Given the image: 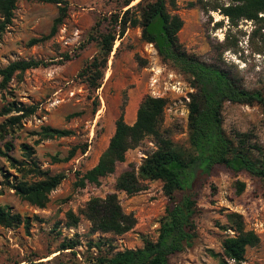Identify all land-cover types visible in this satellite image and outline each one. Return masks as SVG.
Masks as SVG:
<instances>
[{
  "label": "rangeland",
  "instance_id": "1",
  "mask_svg": "<svg viewBox=\"0 0 264 264\" xmlns=\"http://www.w3.org/2000/svg\"><path fill=\"white\" fill-rule=\"evenodd\" d=\"M66 1L68 14L55 35L48 39L30 42L48 34L58 12L57 4L51 2L19 0L11 22L0 30V68L16 59L52 61L46 67L30 68L14 75L6 89L0 88V111L10 103L32 109L29 113L11 110L0 115L3 123L10 116L24 113L19 123L7 126L13 131L0 138V148L4 150V142L12 140L9 154L22 162L27 161L22 145L27 144L32 151L29 158L43 171L65 174L49 193L46 206L39 208L15 192L13 184L24 175L0 155V205H8L30 221L27 228L23 224L0 225V264H89L88 258L98 253L92 242L100 236L110 238L115 251L141 247L144 237L156 239L159 220L169 204L162 182L144 180V188L131 195L115 190L117 175L130 168L137 173L143 159L156 149L152 136L144 137L136 147L128 149L125 160L118 162L115 172L103 177L99 184L75 185L76 173L85 172L98 161L120 113L123 112L126 122L133 123L145 95L166 98L162 128L170 132L178 147L191 150L187 103L194 89L182 73L161 59L152 43L142 38L140 26H129L114 41L98 88L87 87L78 75L85 61L97 52L96 41L87 39L89 29L100 17L117 9L123 0ZM192 1L195 0H175L174 7L168 6L182 18L183 25L177 35L185 49L203 61L238 74L246 88L259 89L264 94L263 22L254 24L242 19L233 27L219 11H205L191 4ZM218 21L222 22L220 26L216 25ZM222 120L227 136L232 137L236 131L246 133L249 142L259 147L252 150L253 158L264 161V111L259 104L225 102ZM43 126L72 132L43 139L40 135ZM84 144L87 149L81 152ZM73 146L78 148L66 160ZM239 181L244 183L240 193L237 192ZM109 192H117L122 209L136 218L135 226L120 235L93 233L90 221L81 214L80 209L89 198L104 197ZM181 195L182 192L176 194L177 198ZM192 195L197 205V237L191 247L173 254L169 264L217 263L218 258L211 251L220 252L222 240L234 234L226 219L230 211L242 214L246 228L253 229L260 238L257 245L246 248L241 264H264V178L216 165ZM69 210L79 216L74 227L67 225ZM68 240L78 243L71 249H61ZM105 251L106 246L102 249Z\"/></svg>",
  "mask_w": 264,
  "mask_h": 264
},
{
  "label": "trees",
  "instance_id": "2",
  "mask_svg": "<svg viewBox=\"0 0 264 264\" xmlns=\"http://www.w3.org/2000/svg\"><path fill=\"white\" fill-rule=\"evenodd\" d=\"M18 1L0 0V30L11 22ZM28 1L51 2L58 6L57 16L53 19L48 34L30 42L54 36L68 14V2ZM133 1L123 0L117 9L100 17L89 29L87 39L96 41L97 52L85 61L78 75L87 87L98 88L114 41L121 38L129 26H140L142 38L152 43L161 59L182 73L194 89L189 93L187 103L188 140L191 150L178 147L170 137V132L162 128L166 98L145 95L138 105L136 119L131 124L125 121L123 112L120 113L115 120L114 132L98 161L85 172L76 173L75 185L84 187L87 184H99L103 177L115 172L118 162L125 160L128 149L136 147L144 137L150 135L154 138L156 149L143 159L137 173L134 168H130L118 174L115 190L131 195L144 188V180H160L169 204L159 220L156 239L144 237L141 247L115 251L110 238L100 236L92 242L98 253L88 258L89 264H169L173 254L191 247L197 237V205L192 191L206 182L216 165H224L233 172L246 171L252 176L264 178V161L252 156V150H258L259 147L250 143L244 132L236 131L232 137L227 136L222 125V108L225 102L259 104L264 111L263 92L246 88L238 74L203 61L185 49L177 35L183 25L182 18L171 12L168 7H174L175 0H138L131 4ZM191 4L198 5L205 11H219L228 18L233 27L237 26L240 20L247 19L254 24L263 22L264 28V0H195ZM221 24V21L216 23L217 26ZM227 38L228 34L225 39ZM51 62L35 58L9 62L0 68V88L6 89L14 75H20L30 68L46 67L52 64ZM11 110L32 112V109L26 110L10 103L9 107L0 111V115ZM21 114L10 116L0 123V138L13 131H9L7 126L13 127L19 123L23 116ZM71 132L69 129L43 126L40 135L43 139L58 138ZM4 147V150L0 148V155L5 157L11 166H17L24 177H36H22L17 180L13 184L15 192L30 204L39 208L45 207L49 193L61 183L65 174H49L43 171L29 158L32 151L27 144L22 145L27 161L22 162H18L9 154L13 147L12 140L5 141ZM77 148H71L66 160L74 155ZM86 149L87 144H84L81 152ZM53 159L56 160V157ZM243 188L244 183L239 181L237 192L240 193ZM177 192H182L180 198H177ZM80 210L90 221L93 233L120 235L131 230L136 224L134 214L122 209L117 192H109L104 197L93 196ZM66 215L67 225L76 226L79 216L71 210L67 211ZM226 219L228 228L232 229L234 234L226 236L222 240V250L211 251V255L218 258V262L214 264H241L246 248L257 245L260 238L253 229L246 228L242 214L230 211L226 214ZM29 222L28 216L13 212L8 205H0V225L17 227L23 224L27 228ZM77 243L78 240L64 241L61 249H71ZM105 246L107 251L102 252Z\"/></svg>",
  "mask_w": 264,
  "mask_h": 264
},
{
  "label": "crops",
  "instance_id": "3",
  "mask_svg": "<svg viewBox=\"0 0 264 264\" xmlns=\"http://www.w3.org/2000/svg\"><path fill=\"white\" fill-rule=\"evenodd\" d=\"M126 121V120H125ZM128 123V122H127ZM129 124H131V123H129Z\"/></svg>",
  "mask_w": 264,
  "mask_h": 264
}]
</instances>
